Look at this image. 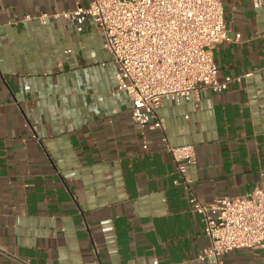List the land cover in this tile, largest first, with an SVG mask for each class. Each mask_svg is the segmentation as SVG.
Instances as JSON below:
<instances>
[{
  "label": "crops",
  "instance_id": "crops-1",
  "mask_svg": "<svg viewBox=\"0 0 264 264\" xmlns=\"http://www.w3.org/2000/svg\"><path fill=\"white\" fill-rule=\"evenodd\" d=\"M86 5L0 0V264H212L188 199L264 188V0H223L228 40L211 54L219 81L240 80L157 111L169 144L194 148L189 187L131 121L102 31L36 19ZM222 262L264 264V249Z\"/></svg>",
  "mask_w": 264,
  "mask_h": 264
},
{
  "label": "built area",
  "instance_id": "built-area-1",
  "mask_svg": "<svg viewBox=\"0 0 264 264\" xmlns=\"http://www.w3.org/2000/svg\"><path fill=\"white\" fill-rule=\"evenodd\" d=\"M85 7L36 19L68 20L77 33L91 20L101 31L110 56L117 90L128 95L131 121L141 131L157 132L176 165L179 184L189 187L186 167L195 164L192 146L172 147L157 111L164 101L180 105L200 91L222 94L233 81H219L211 48L228 40L223 0H86ZM261 7L262 0H251ZM32 18L24 16L22 21ZM249 75H245L247 78ZM200 216L207 247L200 259L223 264L234 250L264 249V188L254 187L240 198L203 205L188 199Z\"/></svg>",
  "mask_w": 264,
  "mask_h": 264
}]
</instances>
